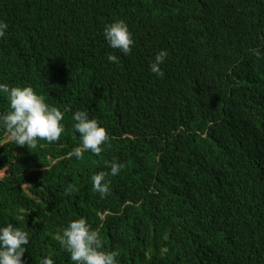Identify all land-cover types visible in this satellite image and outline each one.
Segmentation results:
<instances>
[{
    "label": "trees",
    "instance_id": "16d2710c",
    "mask_svg": "<svg viewBox=\"0 0 264 264\" xmlns=\"http://www.w3.org/2000/svg\"><path fill=\"white\" fill-rule=\"evenodd\" d=\"M116 19L127 55L102 35ZM0 20V83L64 114L34 149L0 129V225L28 231L23 264H73L53 237L80 217L118 264H264V0H0ZM78 109L109 137L79 160ZM105 161L123 168L101 198L90 177Z\"/></svg>",
    "mask_w": 264,
    "mask_h": 264
},
{
    "label": "clouds",
    "instance_id": "9594fccd",
    "mask_svg": "<svg viewBox=\"0 0 264 264\" xmlns=\"http://www.w3.org/2000/svg\"><path fill=\"white\" fill-rule=\"evenodd\" d=\"M7 29L8 24L0 20V38L6 36ZM102 35L110 48L118 49L125 55L130 53L134 40L124 20L116 19L106 23ZM166 56L165 50L157 52L149 65L152 73L162 74L160 65ZM107 60L115 62L117 57L109 54ZM0 95L8 102V109L0 112V129L7 135L2 144L12 141L15 145H26L29 149H34L38 140L51 143L59 140L65 132L62 123L64 114L58 107L47 103L45 96L38 94L31 85L9 87L8 84L0 83ZM71 120L74 133L79 135V144L73 147L68 156H74L79 160L83 158L85 152L100 155L108 146L109 137L105 127L101 126L95 117L90 118L88 110H75ZM105 164L110 167L109 172L99 171L90 177L93 192L99 193L101 198L110 194L111 182L106 176H116L123 168V164L115 161H105ZM7 171V168L0 171L2 175L0 180L6 178ZM76 191L78 189L72 184L65 189V193L69 195ZM53 238L70 254L73 264H118L119 252L106 250L99 232L92 229L84 217L69 220L63 227L62 234H57ZM28 244V231L10 222L0 225V264H23L21 258ZM40 264H54V261L50 256H43Z\"/></svg>",
    "mask_w": 264,
    "mask_h": 264
},
{
    "label": "rangeland",
    "instance_id": "374dc122",
    "mask_svg": "<svg viewBox=\"0 0 264 264\" xmlns=\"http://www.w3.org/2000/svg\"><path fill=\"white\" fill-rule=\"evenodd\" d=\"M0 176H2V175H0Z\"/></svg>",
    "mask_w": 264,
    "mask_h": 264
}]
</instances>
